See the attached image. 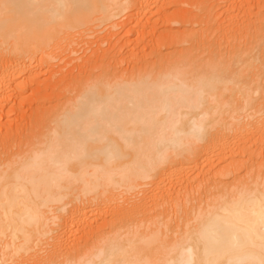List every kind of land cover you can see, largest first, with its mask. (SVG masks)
Wrapping results in <instances>:
<instances>
[{"label": "bare ground", "instance_id": "1", "mask_svg": "<svg viewBox=\"0 0 264 264\" xmlns=\"http://www.w3.org/2000/svg\"><path fill=\"white\" fill-rule=\"evenodd\" d=\"M161 1L0 0V99L38 89L32 62L42 67L63 39L128 10L137 29ZM263 9L236 32L230 20L232 30L163 34L182 45L170 63L126 75L110 56L121 68L112 80L91 76L49 107L40 87L31 120L0 131V264H264ZM97 217L99 234L71 245L67 225L94 231Z\"/></svg>", "mask_w": 264, "mask_h": 264}, {"label": "rangeland", "instance_id": "2", "mask_svg": "<svg viewBox=\"0 0 264 264\" xmlns=\"http://www.w3.org/2000/svg\"><path fill=\"white\" fill-rule=\"evenodd\" d=\"M164 1L166 3V0H164ZM164 1H161L162 2L161 3L162 9L160 7L161 4H159V6H158L159 8H157L155 6H154L155 8L153 7L154 12H148L147 14L143 13L140 15L142 17V24L137 29L136 28L133 29L134 27L132 28V26H133L132 20L129 18V15H128L129 10H128V11L124 12L125 14L123 13L122 15H120L121 17L119 16V17H117V19L115 18V19H113V21L111 20L112 22L108 21L107 23H104L98 27L96 26L93 29L91 28V30L89 29V30L85 31L84 29H82V30L80 29L79 30L80 35L77 34V32H75L73 35L74 37L72 36V37H70V39L68 37V38H66L67 40L63 39V42L60 45H58L57 48L55 47L54 50L52 48V50L51 49L49 50L50 52L48 51L50 53V55L52 54L51 55L52 57H50V60H48L49 59V58L47 59V57L49 56L48 55L44 59L42 67L41 66L36 67V65H38V61L37 62H35L34 60H33V62L31 61L32 65H33L32 67L34 69L33 70L34 72L32 71L31 74H34V75L38 74L37 76L39 78H37V84H38L39 88L38 89L36 88L37 87L36 82L33 83V84H35V88L33 87V84L31 83L32 84V85L30 84L31 87L29 86L26 89L24 88L25 89V90H23L24 93L23 92L20 93L17 90H16L17 91L16 92L15 90H13L11 88L12 91L9 90L10 93L12 92L10 94L11 97L10 96L8 97L9 99L10 98L11 99L8 100L7 96H6V99L3 101H2V99H0V116H1L0 117V131H2V133H4L5 128H9V127L14 129L15 126L23 124L22 122L23 121L25 122V120L27 122H29L31 119H30V116H28V115L31 114V111L38 109L39 106L42 108L46 107V106L49 107V106L53 105L55 103V101H57V99H60L61 96L64 97V95H66V96H70V95L72 96L73 94L75 95L76 94L75 89H78L79 85L80 86H81V84L83 85L84 82L86 80H88V78H90L91 76L98 77L100 75H105V76H107V77H105L106 79L112 80V76L114 74L118 73L119 72L118 70L121 69L122 67L124 68V69L122 68L123 69L122 73L126 74V73H129L130 71H132L133 68H135V67L136 68H138V67L146 68V67H152V66L160 64V63L172 62L173 59H171V56H167V55L177 52V48L181 49L182 45L179 46L177 44L178 46H176L175 42L174 43L173 42L168 43V41L167 42L164 41L165 42V44H164V42L160 41V39H159V38H161V40H162L163 34L167 35V34H171L173 32L174 34L181 35V36L197 35V34H200L203 31H206L208 29L210 31H212L213 27L218 28V26H219V28L223 27V29H225L224 27H226L228 30V29H230L231 25L234 24L233 25V28H234L237 25H239V22H241L240 20H243V18L245 20L244 15L248 16L249 13H251V12L256 13L258 11L259 7L264 8V0L261 1L263 3H260V0H176V2H175V0H168V3H170V5H167V3L163 4ZM163 5H167V8L166 9H165V7L163 8ZM160 9H161V11L165 9V12H166L165 17L164 16L162 17V15L160 14V12H161V11H159ZM144 10H147V8H145ZM249 11H251V12H249ZM178 12H180L182 14H187L188 18L185 17L183 22H180L177 20L175 21L174 18L176 16V13H178ZM241 12L242 13L243 12L244 13L249 12V13L248 14H244V13L242 14ZM233 14H235V15H233ZM239 18H240V20H239ZM235 19H236V21H234ZM124 20L126 21L125 27L128 30H126L125 28L122 29L121 26L115 27L121 21L124 22ZM230 20L233 24L230 22ZM241 24H243V22H241ZM223 25H225V26H223ZM92 27H94V25ZM216 28H214V29H216ZM223 29H221V31ZM237 29H238V26H237ZM125 30H126V33H125ZM218 30L219 31L216 30V32H215V30L213 31V37L214 36H215V38L219 37L218 40H222V38H224V37L220 36L221 33L220 34L218 33V32H220V29H218ZM231 30H232V26H231ZM233 30H235V28ZM236 30H235V32H236ZM84 31H85V33H83ZM128 32H130V33H128ZM216 34L219 36H216ZM235 34H237V33H235ZM71 38H73L72 42H71ZM226 38L228 39V37H225V39ZM158 39L160 42L157 41ZM225 39H223V41L225 43L223 41H222V43H220L222 45V47H228V44H227L228 42ZM110 42H111V44H110ZM112 42H114L113 46H112ZM156 43L157 44L159 43V45H157ZM223 43H224V45H223ZM173 44H175V45H173ZM153 45H155L157 47V49L160 48L161 49L160 52L164 53V55L167 54L166 57L162 58L161 56H157L153 53L151 54ZM186 45L187 44H185L184 46H186ZM158 46H159V48H158ZM229 46H232V45L229 44ZM187 47H188V45H187ZM110 48H112V49L114 48L113 51ZM159 50H158V53H159ZM202 50H204V49L203 48L196 49L197 52L196 51H194V52H196L199 56L196 53L195 54L193 53L192 58L197 57V56L198 57L201 56V61L203 60V63H204L205 62L204 58L206 59V55H207V57L209 55L207 53V50H206V53H203ZM110 56H113V58L116 57L117 59L118 58L121 59V61H122L120 64V66L122 65L121 68H119L120 67L119 64L117 66V63H115L116 65H114V67L116 66L115 68L112 66V64H114V63L112 61H110V60H112V57H110ZM208 58L206 61H208ZM194 59H197L196 60V62H197L196 66L199 65L200 62H198V60L200 61V59L199 58H194ZM194 59L192 60V62L194 61ZM190 61H191V59H190ZM201 64H202V62H201ZM204 65H206V62ZM201 66H203V65H201ZM82 67H85V68H82ZM158 67H160V65H158ZM81 70H82V73H81ZM28 75H30V74H28ZM72 76H75L76 78L71 79ZM29 78H31V77H29ZM63 78H64V80H62ZM60 79L64 82H61L59 84ZM39 83L41 84V86L39 85ZM56 83H57V85L59 84L60 86L58 85V87H57L55 85L56 86L55 87L54 84H56ZM32 87L34 90L31 89ZM40 87H43V89L41 88L43 90V92L41 94L42 99L40 96V99L42 101L39 100L40 101V102L38 101L40 103L39 104L37 102V98H39V97H37V96H39L37 94V92L40 90ZM35 89H37V90L35 91ZM63 89H64V92H62ZM13 91H15L16 93ZM57 91L58 92L60 91V94ZM57 93L59 94V98L57 96L58 95ZM13 94H15V95H13ZM22 99H24L23 102H22ZM4 101H5V103H4ZM36 103H38L39 106ZM2 105H4V106H2ZM32 109H34V110H32ZM33 114H34V112L32 113L31 116H33ZM11 122H12V124L10 126ZM221 165H223V163L218 164V166H221ZM244 173H245V171H244ZM241 177H243V172H242ZM148 186L149 185H147L146 187H148ZM126 195L128 196V194H126ZM123 197H124V199L126 198V196H123ZM124 199L122 198L123 202H124ZM119 200H121V199H119ZM123 202L119 201V203H123ZM181 203H182V205L189 206L192 203V200L189 199V197H186L185 199H183L181 201ZM117 204H118V202L114 205L111 204V206L112 205L115 206ZM70 207H71V205L69 206V209H70ZM69 209L63 213L64 217H66L63 219H67L68 217H70ZM108 214H110V213H108ZM107 215H106V217H108L110 219L111 217L109 215L108 216ZM93 217L94 216L92 215L90 217V219H92ZM106 217H105V215H103L102 218L103 219L105 218L104 221H107L106 219H108V218H106ZM102 218L99 217V219H98V217H97V219L95 218L96 221H95V219H93V221L91 220V222H90L91 227H92L91 230H93L95 228L94 231L95 230L96 231L94 232V231H90L88 229V231H86V233L84 232L85 234L79 233L80 222L79 223L76 222V224L78 223L79 225H75V224L70 223L73 228L70 227V224H68L67 225V227H69L68 231L72 230V232H73V233L71 232V234H73L72 239L77 237L80 240V237H81L80 242L78 241V239L76 240V238H75V241L77 242V244H78V242H79V244L81 243L80 245H82L83 242H84L83 245H85V242L92 241V239H93L92 236L95 237L96 235H98L99 233L97 234V232H100L99 228H102L101 224H103V222H104ZM90 219L88 221H90ZM100 219L102 220V222L100 221ZM98 220L100 221V224L99 223L97 224V222H99ZM92 224L94 226H92ZM73 225H75L76 227H74ZM86 226L89 227L88 224H86ZM67 227L64 230H66ZM60 228H62V231H59ZM64 230H63V227H59V229L57 230V232L55 234L58 236V234L60 235V233H61V235L64 236V234H63ZM58 232H60V233H58ZM74 232H77V233H74ZM90 232H93V233H90ZM94 233L96 234L95 236L93 235ZM83 234H84V236H81ZM100 235L102 236V233ZM103 235H104V233H103ZM89 236H90V239H88ZM83 238H85V239H83ZM64 241H66L65 238H64ZM73 241H74V239L71 240L72 243H73ZM75 241H74L75 244L71 243V245H76Z\"/></svg>", "mask_w": 264, "mask_h": 264}]
</instances>
